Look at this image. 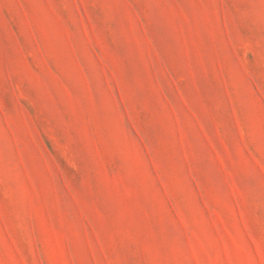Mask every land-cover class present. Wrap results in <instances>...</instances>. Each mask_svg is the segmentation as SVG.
Instances as JSON below:
<instances>
[{"label": "rangeland", "instance_id": "374dc122", "mask_svg": "<svg viewBox=\"0 0 264 264\" xmlns=\"http://www.w3.org/2000/svg\"><path fill=\"white\" fill-rule=\"evenodd\" d=\"M0 264H264V0H0Z\"/></svg>", "mask_w": 264, "mask_h": 264}]
</instances>
